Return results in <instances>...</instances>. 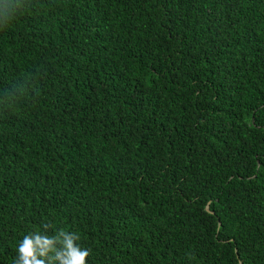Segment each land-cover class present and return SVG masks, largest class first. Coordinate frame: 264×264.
<instances>
[{"label":"trees","instance_id":"trees-1","mask_svg":"<svg viewBox=\"0 0 264 264\" xmlns=\"http://www.w3.org/2000/svg\"><path fill=\"white\" fill-rule=\"evenodd\" d=\"M61 230L264 264V0H0V264Z\"/></svg>","mask_w":264,"mask_h":264},{"label":"clouds","instance_id":"clouds-1","mask_svg":"<svg viewBox=\"0 0 264 264\" xmlns=\"http://www.w3.org/2000/svg\"><path fill=\"white\" fill-rule=\"evenodd\" d=\"M44 231L46 232L47 228ZM79 239L76 233L63 230L54 237L26 235L17 248L19 259L16 264H44V260L38 257H47L48 264H55L56 261H59V264H87L90 250L75 243ZM57 244L61 246L59 249Z\"/></svg>","mask_w":264,"mask_h":264}]
</instances>
